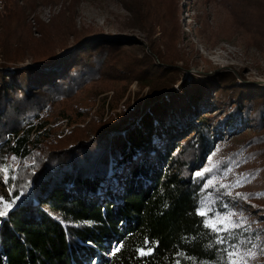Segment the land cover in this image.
<instances>
[{
	"label": "trees",
	"instance_id": "1",
	"mask_svg": "<svg viewBox=\"0 0 264 264\" xmlns=\"http://www.w3.org/2000/svg\"><path fill=\"white\" fill-rule=\"evenodd\" d=\"M24 1L0 0V30H29L21 22L35 2ZM120 1L130 14L120 32H144L148 48L135 39L106 37L101 27H77V5L41 27L40 38L0 40V177L18 198L0 213V264H232L237 253L248 255L249 264H264L263 193H235V184L222 185L218 180L231 172L227 161L196 171L224 142L210 131L216 120L229 130L242 123L235 134L264 144V89L246 98L245 85L226 82L211 105L201 104L220 108L199 118L190 135L186 121L195 115L198 98L225 71L203 73L195 85L193 76L172 90L191 56L178 44V1ZM213 3L264 46V0ZM157 116L160 128L154 125ZM64 119L71 128L59 136ZM35 121L41 132L31 138ZM248 124L252 135L245 131ZM188 134L181 145L179 138ZM158 137L169 138L172 147L155 164L146 154L156 149ZM230 140L224 143L234 145ZM138 146H144L145 167L132 161ZM117 166L129 169L122 178L109 177ZM111 182L112 192L95 194ZM213 186L225 201L217 198V211L242 208L226 227L210 222ZM248 210L258 225L247 220Z\"/></svg>",
	"mask_w": 264,
	"mask_h": 264
},
{
	"label": "rangeland",
	"instance_id": "2",
	"mask_svg": "<svg viewBox=\"0 0 264 264\" xmlns=\"http://www.w3.org/2000/svg\"><path fill=\"white\" fill-rule=\"evenodd\" d=\"M22 4L25 1L21 0ZM31 12L26 16V20L22 19L21 27L27 26L29 30L24 32L20 28L19 30H0V40L6 37L11 36V38L17 36L19 38H25L29 34L36 38L42 36L41 27L47 25L53 21L58 20L59 14H61L65 8H74L77 5L78 14L76 19L77 27H101L104 29L106 37H125L135 39L141 43V47L145 46L148 48L149 40L146 37V34L140 30L129 28L125 32H120L119 27L123 25V19H127L130 15L129 11L122 5L120 0H57L50 3H39L37 0H33ZM180 6L179 17V34H178V44L186 49L191 56L189 57V68L185 71V76L183 79L178 80L172 90L180 89L181 82L188 80L191 82L194 77L195 81H203V73H208V76H215L216 70H223L225 72L220 73L221 77L211 80L213 83L217 84L216 87L208 88L207 91L202 93L206 94L204 97H199L197 100V109L195 110V115L190 119H187L186 124L189 129L188 131H193V125L197 122L199 118H203L204 115H209L214 113L219 106L215 108H202V103H211L213 97H217L221 90L226 87V82H229L230 85H240L243 84L247 87L244 95L246 98L251 97L259 93L258 89H264V46H258V37L252 38L253 36L243 32L242 30L234 27L232 19L229 15L221 8H218V5L213 3V0H177ZM35 9V10H34ZM31 10V9H30ZM29 11V10H28ZM208 21L209 26L205 27L206 22ZM12 25L19 27L17 21H13ZM27 25V26H26ZM2 23H0V28ZM3 31V32H2ZM10 32V33H9ZM240 34V35H238ZM257 40V41H256ZM28 65H34L31 59H28L26 62ZM182 61L179 62L181 64ZM208 71V72H207ZM228 71H233L236 74V77L232 79V76ZM201 74V75H200ZM194 76V77H193ZM222 83H225L224 86ZM192 84V83H191ZM222 85V88H219ZM192 87V86H191ZM131 92L137 90L136 83L130 85ZM166 94L165 96H167ZM135 102V101H134ZM211 105V104H210ZM147 109V108H146ZM144 114V113H143ZM162 118L156 117L155 127H161ZM216 125L215 130L211 127L210 131L216 135V140L224 139V142L231 138L229 142H232L234 145H229L226 143H219L217 149L211 154H206L203 161L201 162L200 168L196 171L198 173H204L205 169L213 166H219L222 161H227L228 165L231 164V172L227 173L224 177L218 180L222 185L235 184V193L237 191H255L259 196L262 194V199H264V144H249L247 143L248 136H240L235 134L236 130H241L242 123L235 124L231 130L228 129L226 125L216 120L214 122ZM59 136H64L66 132L71 128L68 127V119H64L60 122ZM32 137L37 134L39 129L38 121H35L33 124ZM248 127V128H247ZM245 130L247 133H251L255 130L252 128L251 124H248ZM46 128V127H45ZM44 128V129H45ZM251 128V129H250ZM240 132V131H239ZM188 133V132H187ZM194 132H191L192 135ZM231 134V135H229ZM193 136V135H192ZM188 135L179 138V142L184 144L186 141L191 138ZM14 137L13 135L11 136ZM186 137V138H185ZM155 150L144 152V146H138L135 149L132 161H138L139 165L147 166L148 164H143L146 157L149 158L150 162L155 164L161 159V157L167 156V151L171 149L172 143L169 142V138H160L158 137L154 142ZM180 145V146H181ZM135 147V146H134ZM144 153L146 157L143 160L140 157H143ZM166 154V155H165ZM235 154L231 157L230 155ZM151 157H153L151 159ZM19 163L13 162L11 168L17 170ZM116 171L112 172L109 177L115 176L116 178H122L126 171L129 169V166H117ZM259 169L258 174H255V171ZM15 176V175H13ZM108 176L103 178V181L107 183ZM216 179L209 181V185L215 184ZM112 182L109 187L105 188L104 185L101 190L96 191L95 194L99 195L101 198L106 196V192L111 191L113 187ZM116 186V185H115ZM122 187V184H121ZM120 187V188H121ZM115 190L116 192H119ZM213 188L216 192H210L209 196H212L213 202L209 204L212 205L214 209H209L208 211H214L215 215L210 219V222L214 226H228L230 223L234 222L238 215L237 209H242L240 204L236 208L229 206L228 208L218 209V204L216 203L217 198L219 197L222 201L223 198L219 196L218 188ZM13 185L9 187L7 185V178L0 177V213H4L8 210H11L18 198H15L12 195ZM119 194V193H118ZM224 197V196H223ZM225 198V197H224ZM264 201V200H262ZM225 202V201H224ZM246 213L247 220L251 222L252 226L258 225V218L252 215L253 212L248 210ZM262 214H258L260 217ZM256 221V223H255ZM252 258V253L250 254ZM236 254L232 258V264H249L250 260L248 255Z\"/></svg>",
	"mask_w": 264,
	"mask_h": 264
},
{
	"label": "snow or ice",
	"instance_id": "3",
	"mask_svg": "<svg viewBox=\"0 0 264 264\" xmlns=\"http://www.w3.org/2000/svg\"><path fill=\"white\" fill-rule=\"evenodd\" d=\"M144 254H147V253H144Z\"/></svg>",
	"mask_w": 264,
	"mask_h": 264
}]
</instances>
